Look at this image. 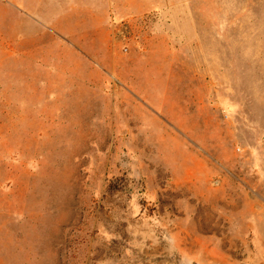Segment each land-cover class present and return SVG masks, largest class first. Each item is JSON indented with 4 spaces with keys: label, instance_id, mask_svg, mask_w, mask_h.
Here are the masks:
<instances>
[{
    "label": "rangeland",
    "instance_id": "1",
    "mask_svg": "<svg viewBox=\"0 0 264 264\" xmlns=\"http://www.w3.org/2000/svg\"><path fill=\"white\" fill-rule=\"evenodd\" d=\"M61 1L0 6V264H264V0Z\"/></svg>",
    "mask_w": 264,
    "mask_h": 264
},
{
    "label": "crops",
    "instance_id": "2",
    "mask_svg": "<svg viewBox=\"0 0 264 264\" xmlns=\"http://www.w3.org/2000/svg\"><path fill=\"white\" fill-rule=\"evenodd\" d=\"M30 0H0V6L2 7V9L4 8V10L7 11L8 7L10 5L16 6L18 9H20L22 6V4H25V6L29 3ZM79 0H68V3L66 6L65 5V0H62L59 7L60 10H62V13H66L67 15H70L71 19H72V15H74V13H80L82 11V8L80 7ZM22 3V4H21ZM32 4H33V12L35 14H37V12H40L39 9L37 8V6H39L41 9L43 6H47L50 7V5L52 3H50V0H32ZM68 7V9H67ZM96 6L93 7V9L90 11L91 12V20L93 21H102V28H105L106 25H109V19L108 17H106L107 15H104L103 13H101L100 15L97 13ZM24 8V7H23ZM24 11H30L29 8H24ZM30 17V16H29ZM32 20H42L43 18L38 15V16H31L30 17Z\"/></svg>",
    "mask_w": 264,
    "mask_h": 264
}]
</instances>
